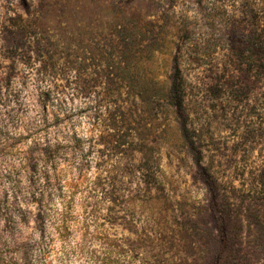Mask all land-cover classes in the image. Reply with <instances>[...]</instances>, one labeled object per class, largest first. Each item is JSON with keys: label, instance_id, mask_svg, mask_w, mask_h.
Returning <instances> with one entry per match:
<instances>
[{"label": "rangeland", "instance_id": "374dc122", "mask_svg": "<svg viewBox=\"0 0 264 264\" xmlns=\"http://www.w3.org/2000/svg\"><path fill=\"white\" fill-rule=\"evenodd\" d=\"M252 35L264 0H0V264L26 239L31 264H264ZM40 135L61 144L46 187Z\"/></svg>", "mask_w": 264, "mask_h": 264}, {"label": "trees", "instance_id": "16d2710c", "mask_svg": "<svg viewBox=\"0 0 264 264\" xmlns=\"http://www.w3.org/2000/svg\"><path fill=\"white\" fill-rule=\"evenodd\" d=\"M120 17H116L111 19L113 23L118 22L120 19ZM237 42L244 44V50L242 53L246 54V57H250L251 60H253L254 62L257 60L255 59L256 57L260 56L264 59V40H260L258 37H256V35H252L251 38L249 39H244L242 36L238 37ZM243 47V46H241ZM261 66L259 67V69L262 70V68L264 69V60H261ZM151 63L148 61H141L139 62V70H142L143 72L148 71L149 69V65ZM132 83V87H136L138 92L135 95V98L138 99V102H140L143 106H146V108H150L152 107V105L154 104L152 101V97H154V95H152V91L154 89H158L156 87V84L154 82V78H151L149 76H147L146 74H142V75H137L134 76L133 78L129 79ZM163 92H167V95L163 94V99L168 100L169 103H172L174 100H176L177 98H181L180 95L177 94V92L173 89H171V91H166V88ZM168 98V99H167ZM182 102V101H181ZM40 143H37V146L40 147V181L44 182V187L47 186L48 183H50L51 179L48 176V173L51 170H55L56 168V160L61 159L58 155L59 151H60V146L61 144H57V145H52L51 141L49 139H47L45 136L40 135ZM39 142V141H38ZM139 153H141V149L137 150ZM43 163V165L41 164ZM44 194V192H43ZM155 200L158 203L159 202V208H162V210H166L169 209V207L171 206L170 204V198L165 195L164 193H157L155 196ZM160 210V209H159ZM162 213V211H160ZM60 217H62L61 219H57L58 222H61L62 224L66 223L65 222V213L59 214ZM60 223V224H61ZM47 224V221H46ZM47 226V225H46ZM39 245V243L37 241H35L34 239H26L25 243L23 245H20V249L25 250L26 253L28 254V256L30 255V258H27L28 262L26 264H31V254L32 252L37 248V246ZM213 248V246H212ZM215 255L214 252V248L213 250L210 249V256ZM18 260V259H17ZM9 263L11 264H17L15 262L10 261ZM3 264H7L6 261H3Z\"/></svg>", "mask_w": 264, "mask_h": 264}]
</instances>
